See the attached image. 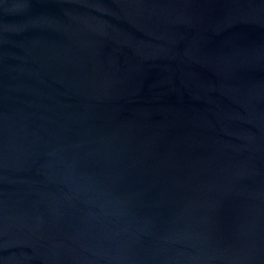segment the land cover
<instances>
[{"label":"water","instance_id":"water-1","mask_svg":"<svg viewBox=\"0 0 264 264\" xmlns=\"http://www.w3.org/2000/svg\"><path fill=\"white\" fill-rule=\"evenodd\" d=\"M0 264H264V0H0Z\"/></svg>","mask_w":264,"mask_h":264}]
</instances>
